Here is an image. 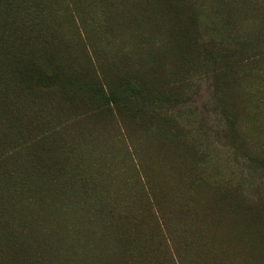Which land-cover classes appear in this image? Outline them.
I'll use <instances>...</instances> for the list:
<instances>
[{"label": "rangeland", "instance_id": "rangeland-1", "mask_svg": "<svg viewBox=\"0 0 264 264\" xmlns=\"http://www.w3.org/2000/svg\"><path fill=\"white\" fill-rule=\"evenodd\" d=\"M129 1L0 0V264H264V0Z\"/></svg>", "mask_w": 264, "mask_h": 264}, {"label": "trees", "instance_id": "trees-1", "mask_svg": "<svg viewBox=\"0 0 264 264\" xmlns=\"http://www.w3.org/2000/svg\"><path fill=\"white\" fill-rule=\"evenodd\" d=\"M147 4L143 0H130L129 2H127V6L125 7L126 14L137 16L140 19V21H142V24L149 29L152 27L153 29H157L153 23H156V22L159 23V21L161 20L160 10L159 8L154 9V5H150V4L147 5ZM151 20L155 22H152ZM133 22H134V19L123 18L119 26L122 28V27L132 24ZM48 57H51V56L49 55ZM15 72L18 75L17 78L19 80V83H22L26 88L31 87L30 84H32L34 79H37L38 81H40L41 84H46L49 81H52L51 75L48 74V76H46L44 74L39 73L32 61L25 64L22 70L18 69ZM99 91L102 92V89H100V87H99ZM108 95H109V99L111 100L113 104H118L120 102L117 92L115 93V91L114 92L109 91ZM249 232L250 233H248V231H242L241 233H243L244 236L246 237L250 235V238H248V241H250L253 247H255V252L263 258L264 235L256 233L253 230H250Z\"/></svg>", "mask_w": 264, "mask_h": 264}]
</instances>
